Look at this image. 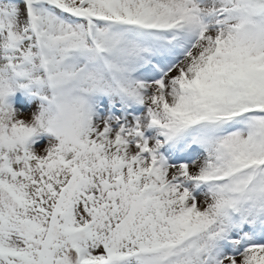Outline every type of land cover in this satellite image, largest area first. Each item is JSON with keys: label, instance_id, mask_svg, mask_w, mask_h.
I'll return each instance as SVG.
<instances>
[{"label": "snow or ice", "instance_id": "obj_1", "mask_svg": "<svg viewBox=\"0 0 264 264\" xmlns=\"http://www.w3.org/2000/svg\"><path fill=\"white\" fill-rule=\"evenodd\" d=\"M0 264H264V0H0Z\"/></svg>", "mask_w": 264, "mask_h": 264}]
</instances>
